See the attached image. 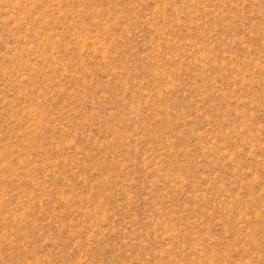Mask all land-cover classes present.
Here are the masks:
<instances>
[{"label": "rangeland", "instance_id": "1", "mask_svg": "<svg viewBox=\"0 0 264 264\" xmlns=\"http://www.w3.org/2000/svg\"><path fill=\"white\" fill-rule=\"evenodd\" d=\"M0 264H264V0H0Z\"/></svg>", "mask_w": 264, "mask_h": 264}]
</instances>
